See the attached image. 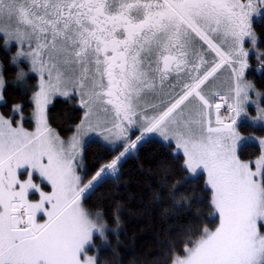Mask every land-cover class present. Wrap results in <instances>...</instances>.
<instances>
[{
	"label": "snow or ice",
	"instance_id": "1",
	"mask_svg": "<svg viewBox=\"0 0 264 264\" xmlns=\"http://www.w3.org/2000/svg\"><path fill=\"white\" fill-rule=\"evenodd\" d=\"M254 16L264 20V0H0V42L20 46L12 57L17 80L28 75L21 61L39 76L35 131L24 129L22 116L13 127L14 116L0 115V264H100L88 252L106 224L81 201L117 176L126 155L153 132L169 147L175 141L194 178L206 175L219 217L215 230L204 228L195 240L190 228L171 264H264V139L255 170L237 155L238 118L255 91L244 79L245 40L257 44ZM224 66L231 69L227 95L209 86ZM4 87L0 74V100ZM57 94L78 96L84 109L67 144L46 115ZM256 119L264 121V109ZM133 127L140 134L130 140ZM89 132L124 144L84 183L75 161Z\"/></svg>",
	"mask_w": 264,
	"mask_h": 264
},
{
	"label": "trees",
	"instance_id": "2",
	"mask_svg": "<svg viewBox=\"0 0 264 264\" xmlns=\"http://www.w3.org/2000/svg\"><path fill=\"white\" fill-rule=\"evenodd\" d=\"M254 30L259 46L264 49V20L255 25ZM13 49L8 51L0 46L2 74L6 81L3 90L5 103L0 109L8 117L15 105H21L25 115L32 108V90L17 81L18 68L11 60ZM256 64L255 59L249 62L247 77L254 87L264 91V64L259 75L255 74ZM75 106L74 98H56L48 107L49 124L68 114L55 126L63 137L71 134L81 119V110L70 114ZM241 126L245 133L264 135L263 127ZM120 151L123 147L112 150L97 140L89 141L83 149V182L87 183ZM259 153L257 145H245L239 150V157L251 160ZM118 168L114 179L108 176L94 194H86L83 198L84 206L99 212L109 228L107 245L96 253L100 264H171L173 256L182 254L184 244L189 242L187 233L190 228L195 229L196 234L191 236V240H195L204 228L213 229L218 224L204 176L190 178L182 157L174 156L168 145L154 139L141 141ZM193 179L194 183L191 182ZM189 202L193 205L191 208L187 206ZM116 229L118 232H113ZM100 241L95 238V246ZM90 250L93 252L94 248Z\"/></svg>",
	"mask_w": 264,
	"mask_h": 264
},
{
	"label": "rangeland",
	"instance_id": "3",
	"mask_svg": "<svg viewBox=\"0 0 264 264\" xmlns=\"http://www.w3.org/2000/svg\"><path fill=\"white\" fill-rule=\"evenodd\" d=\"M253 20H254V23H255V22H260L262 19L259 16H254L253 17ZM197 43L198 44H202V42H200V41H197ZM0 46L3 47V48H5L8 51L11 50L12 47H14V49H13V51L11 53V60H12V57L16 56V53L20 49V46L18 44H10V45L5 46L2 42H0ZM206 47L207 46L204 45V48H206ZM223 47L225 49H227V45L226 44L223 45ZM244 47H245V49L248 52L250 51V53H254L253 59H255L256 62H257L256 67H255V74L256 75L261 74V70H262V67L261 66L264 64V62H263V59L260 58L262 56L261 55L262 53H260V51L258 50L257 44L255 46H253L252 43L250 42L249 45H244ZM205 55L209 59H211L214 56V53L205 52ZM251 60H252V58H251ZM251 60H248V62L251 61ZM20 63H21V66L23 67V70L28 75L26 77V81L25 82H20L18 80L17 81L19 83H22V85H26L28 89L32 90L30 92V103L32 105V108H31L30 113L28 115H25L22 111L14 114L13 111H12V115L10 117H8V116H5L1 112V109H0V115L4 116L5 119H9V118H12L14 116V119H13V127L18 126V122H20L21 116H22L23 117L22 126L24 127V129L26 131H29V132H34L36 125H35V120L33 118V112L35 110V105H34V102H33V95H34V91L35 90H38L39 76H38V74L33 73V72L30 71V65L28 64L27 61H21ZM18 71H19V68H18ZM0 74H2L1 61H0ZM246 74H247V71L245 70L244 79L247 82L253 84L252 81H251V79L248 78ZM230 76H231V69L227 68V66H224L223 68H221L218 71V73L216 74V77L212 79V81H211V83H210L209 86L212 87V88H215L218 91H220L222 94L227 95L228 94V87H229ZM4 83H5V86H6L5 79H4ZM254 88H255V91H252V92L249 93V101L245 105V107H246V114H241V116L238 118V122H237V130H238V132L240 134V137H241V141H240L239 147L237 149V155H238V158L241 161H243L245 163H250V165L252 166L253 170H255V161H256V159L261 155L260 140L261 139H264V135H257L254 132H246L245 133V132L242 131V129H241L242 126L241 125L247 124V125H250L251 127H254V128H260V127H263L264 128V121H258L256 119L257 116L259 115L260 110L261 109H264V91H260L256 87H254ZM257 92L260 93L259 96H257V94H256ZM2 95H3V91H2ZM56 98H62V99L74 98L75 105L76 106L74 107V109H72L70 111V114L72 112H74L75 110H81L82 111V116H81L80 121L84 118V109H82L80 107V98L78 96L64 97V96H61V95H58V94L57 95H53L51 97V102L46 106V115H47L48 107L51 105V103L53 102V100L56 99ZM4 103H5V98H4V95H3V100H0V106L2 104H4ZM148 111H149V114H152V110L151 109H149ZM225 114H227V108L226 107H222V109H221V115H225ZM67 115H65L62 118L58 119L57 121H54L53 123L49 124V127L60 137V139L62 141L65 142V144H67L71 140L72 136L76 133L77 125H79V123H80V121H79V123L76 125V127L74 128V131L71 134H69L66 137L61 136L59 134V132L55 129V126L62 119L66 118ZM99 117L103 120V119H105V114L101 112V113H99ZM27 124H31V126L28 127V126H26ZM108 126L111 127V124H109ZM139 134H140L139 127H133L131 129H129V131H128V138L130 140H132V138H134L133 140H135V138H136L135 136H137ZM104 135H108V134L107 133H104ZM153 139L154 140H158V141L164 143L165 145H169V142L168 141H165L163 139V137H161L159 135V133H156V132L146 134L145 139L143 141H145V140H153ZM91 140H97V141L103 143L105 146L109 147L112 150H115L117 148L123 147V144H124V141L123 140H116L114 136L110 137L109 140H105L103 135H98L96 132H89L87 135H84L82 137V142L83 143H82L81 152L77 156L76 161H75V164L77 166V174L81 176L82 181H83V174H84L83 149H84L85 145L89 141H91ZM245 145H257L259 147V149H260L259 155L256 158L251 159V160H242L239 157V150L243 146H245ZM171 152H172V154L174 156H177V152H176V149H175V141H172L171 142ZM178 156H181L182 157V164H183V159H184L183 158V152L180 151L179 154H178ZM183 166H184V164H183ZM187 173H188V176L190 178H194L191 173H189V172H187ZM200 175H203L204 176V180H206V175L205 174L201 173ZM108 176L109 177H113L110 174ZM21 178H26V174H24V176H22ZM35 182L36 183H40V178L38 176L35 178ZM43 188H44L45 191H50L51 190L50 189V186L47 185L46 183L43 185ZM210 195H211V192H210ZM30 198L33 199V200H36V199L39 198V195H38V193H36V194L30 193ZM81 203H82V206L85 209V211L92 218H96L97 217V214L99 212L88 210L84 206V204H83V199H82ZM212 208H213V206H212ZM213 210H214V213H215V209L214 208H213ZM216 215L218 217V214H216ZM218 224H219V217H218ZM218 224L213 229H209V230H215V228L218 226ZM108 231H109V228L106 225L105 237L104 238H101L99 236V234H94V238H93V242H92L93 245H94V247H93L94 248V251L91 252V250H89L88 255L97 256L96 253H97L98 249L107 245V241H108L107 240V233H108ZM113 232H116L117 233L118 232V229L114 230ZM95 238H98V239L101 240L100 241V244L97 245V246H95V244H94Z\"/></svg>",
	"mask_w": 264,
	"mask_h": 264
},
{
	"label": "flooded vegetation",
	"instance_id": "4",
	"mask_svg": "<svg viewBox=\"0 0 264 264\" xmlns=\"http://www.w3.org/2000/svg\"><path fill=\"white\" fill-rule=\"evenodd\" d=\"M261 24V21L260 22H255V23H253V31L255 32V30H254V26L255 25H260ZM255 34H256V32H255ZM256 37H257V35H256ZM257 41H258V38H257ZM250 44V42L246 39L245 40V44L244 45H249ZM257 47H258V50L260 51V53H262L261 55V57H263V62H264V49L263 48H261L260 46H259V44H258V42H257ZM253 57H254V53H250V51H249V56H248V60H251V58L253 59ZM260 57V58H261ZM250 62V61H249ZM249 62H248V67H247V69H246V71H247V73H248V70H249ZM247 75V74H246Z\"/></svg>",
	"mask_w": 264,
	"mask_h": 264
},
{
	"label": "water",
	"instance_id": "5",
	"mask_svg": "<svg viewBox=\"0 0 264 264\" xmlns=\"http://www.w3.org/2000/svg\"><path fill=\"white\" fill-rule=\"evenodd\" d=\"M132 150H134V149H132Z\"/></svg>",
	"mask_w": 264,
	"mask_h": 264
}]
</instances>
